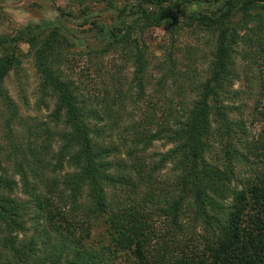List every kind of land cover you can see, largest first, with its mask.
<instances>
[{
	"label": "trees",
	"instance_id": "trees-1",
	"mask_svg": "<svg viewBox=\"0 0 264 264\" xmlns=\"http://www.w3.org/2000/svg\"><path fill=\"white\" fill-rule=\"evenodd\" d=\"M68 1L70 7L78 6L79 14L63 13L84 17L82 26L89 24L86 0ZM191 5L198 8L189 10ZM183 6L188 12L182 18ZM117 19L113 28L90 22L102 38L101 47H91L89 53L103 57L121 49L132 55L133 77L123 93L118 66L101 79L100 87H90L93 95L101 94L97 99L82 95L56 65L69 44L60 23L52 26L54 21L45 19L29 24L13 38L26 43L35 56L63 129L58 151L50 149L53 141L30 144L28 151L15 144L19 154L11 174L0 148V260L264 264V128L253 133L248 125L264 121V0H141L135 7L120 8ZM153 26L168 28L172 44L185 28L205 30L214 38L213 48L205 76L187 105L174 106L165 95L162 113L145 111L136 120L125 96L144 98L152 80L148 48L133 34ZM194 52L192 47L189 60ZM14 57L0 55V84ZM238 59L246 64L243 70H237ZM168 60L161 88L175 75L200 78L198 68L190 65L176 73L172 52ZM242 79L249 88L255 79L260 92L233 89ZM108 87L119 94L113 96ZM253 96V112L246 117L245 98ZM237 113L240 118L233 116ZM93 120H107L106 127ZM158 140L173 146L154 158L145 156ZM168 166L174 171L164 177L161 171ZM65 167L70 171L63 174ZM15 175L29 200L13 195L19 186ZM29 220L44 227L20 237Z\"/></svg>",
	"mask_w": 264,
	"mask_h": 264
},
{
	"label": "rangeland",
	"instance_id": "rangeland-1",
	"mask_svg": "<svg viewBox=\"0 0 264 264\" xmlns=\"http://www.w3.org/2000/svg\"><path fill=\"white\" fill-rule=\"evenodd\" d=\"M140 1L86 0L85 2L90 8L86 17L90 22L96 21L107 28H113L119 23L117 16L120 8L126 5L129 8L135 7ZM69 5L68 0H0V55L15 53L13 65L0 84L1 158L4 167H7L10 174L14 171L15 158L19 154V151L15 152V144L21 145L22 150H27L30 144L34 145L36 143V145L40 144L41 146L43 141L47 143L53 141L50 149L58 151L62 143L59 140V134L63 129V123L54 116L57 102L50 94L49 89L43 88V76L38 69L35 56L29 52L30 47L26 43L17 42L13 39L19 35L18 31L20 28L29 24H39L45 19L54 21L52 26L57 23L61 24L63 34L68 38L69 44L66 45V50L63 51L56 65L62 71L65 80H70L74 85H78L81 94L88 98L97 99L101 97V94H98V97L93 95L94 93L90 87H100L98 84L101 79L108 78L110 73H114L118 66L124 81L119 84V89L122 87L123 93L128 91V83L133 77L134 62L130 60L132 55H126L121 49L103 57L90 55L89 50L91 47H101L100 38L102 37L96 35L97 27L90 24V22L82 26L81 23L85 19L84 17L64 14L63 11L68 12L70 10L79 14L77 5L73 7ZM197 8V5L188 7L189 10ZM182 11L180 17L183 18V14L187 13L188 10L183 6ZM127 19L130 20V16H127ZM192 29L185 28L181 31L175 37L174 44L171 42V33L165 27L153 26L145 28L144 31L136 30L134 32L133 35L140 37L141 46L146 45L148 48V76L152 80V84L148 86V93L144 98L137 100V98H133L129 94V96H125V104L129 106L130 110L134 111L136 120H140L141 113L145 111L149 113L156 112L157 114L162 113L163 109L162 106L160 107V103L164 101L165 95L173 98L174 106L181 105V107L185 104L187 105L189 103L188 100L195 96L196 83L205 76V67L209 64L208 58L211 56L214 38L211 39V33L205 30L197 31L195 29L193 31ZM192 47L195 48V52L191 55V60H189L188 55ZM171 52L174 59H177L176 73L179 74L187 68V65H190L198 68L197 77L200 78L193 80L191 77L183 78L175 75L169 78L165 89L161 88L159 80L163 77L164 71L170 68L167 63ZM194 60H196L195 63ZM237 63V70H243L246 65L245 62L238 59ZM89 66L93 68L89 69ZM99 68L101 69L99 70ZM127 78L129 79L128 82L125 80ZM255 82L256 80L254 79L252 81L253 87L249 88L245 79L238 80L233 89L245 90L247 93L251 90L254 93L260 92V87ZM84 83H88L90 86L87 88ZM108 89L112 90L113 88L108 87ZM111 94L116 96L119 94V90L116 92L113 89ZM134 96L137 97V94H134ZM148 98L152 102L148 103ZM252 98H245L246 117H250L253 112L254 96ZM233 116L236 118L241 117L239 113ZM102 117L105 119L104 116ZM10 119L11 125L9 127L8 122ZM92 123L99 124L97 120H93ZM106 123L107 120H103L99 126L106 127ZM250 123L248 122V125L253 130V133L259 132L264 128V121ZM112 135L116 138L115 130H112ZM106 140L108 141V138ZM113 140L110 141L114 143ZM117 140L114 141L118 142ZM172 146V144L164 140L155 141L145 152V156L154 158V153L165 152ZM121 155L127 159L126 151L122 150ZM28 156L31 157L29 153ZM68 171L70 169L65 167L63 174ZM173 171L172 167L168 166L162 169L161 175L165 177L172 174ZM15 177L19 179V186L15 189L13 195L23 201L29 200V197L23 192L20 176L15 175ZM39 223L38 220H29L27 232L20 233V237H28L36 233L37 227L42 229L44 225H39ZM97 235L98 232L95 233V238ZM40 249H43V245L40 246ZM0 264H4V262L0 260Z\"/></svg>",
	"mask_w": 264,
	"mask_h": 264
}]
</instances>
